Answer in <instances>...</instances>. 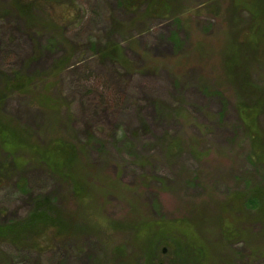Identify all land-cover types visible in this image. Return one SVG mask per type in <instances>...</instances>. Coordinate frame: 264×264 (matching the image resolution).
<instances>
[{
	"label": "rangeland",
	"instance_id": "1",
	"mask_svg": "<svg viewBox=\"0 0 264 264\" xmlns=\"http://www.w3.org/2000/svg\"><path fill=\"white\" fill-rule=\"evenodd\" d=\"M40 1L0 0V89L18 73L33 78L26 91H9L2 112L34 143H76L85 191L75 194L23 149L9 160L0 144V224L27 216L42 195L85 230L30 241L46 251L21 253L7 239L0 264H126L117 247L129 264H145L152 251L153 261H168L170 246L147 241L163 221L193 226L211 255L204 264H264V222L248 219L239 237L226 240L216 220L229 192L264 185V151L259 161L252 156L255 132L239 115L224 67L247 14L233 15L232 0H173L167 14L149 12V0L131 8L121 0ZM98 37L119 42L123 62L95 54ZM249 70L264 87V62ZM41 94L56 107L40 103ZM258 120L264 132V114ZM177 230L173 243L183 238Z\"/></svg>",
	"mask_w": 264,
	"mask_h": 264
},
{
	"label": "trees",
	"instance_id": "2",
	"mask_svg": "<svg viewBox=\"0 0 264 264\" xmlns=\"http://www.w3.org/2000/svg\"><path fill=\"white\" fill-rule=\"evenodd\" d=\"M34 1H37L38 6H41L40 0ZM141 1L121 0L120 2L123 6L131 8ZM149 1H151V4L148 10L151 13L167 14L169 11L172 13V9L176 8L174 3H172L173 0ZM24 4L28 9L31 5H34ZM16 5L20 6L17 3ZM27 8L22 10L28 12ZM231 10L232 14L234 13L235 15H243L245 13L248 18L247 24L241 30L233 31L232 46L228 52L226 51L224 67L237 91L239 115L245 125L250 128L249 133L252 130L255 132L251 135L252 140L256 143L254 144L252 156L259 161L263 158L264 136L262 134L264 132L258 129L257 121H259V116L264 114V87L251 77L249 67L250 64L264 62V0H232ZM173 40L175 46H181V40L176 32L173 33ZM91 44L95 54L100 55L104 59L108 58L120 64L125 58L122 45L115 40H103L102 37H98L95 40L92 38ZM26 77L18 73L17 76L8 80L5 86L0 89V144L6 149L9 160H12V158L14 161L18 160V153L23 149V152H29L33 159L39 160L47 165L49 169L58 173L63 179L70 181L75 194H81L83 190L85 191V188L79 177L76 176L75 169L78 161L77 157L80 155L79 146L65 138H56L45 145L34 143L26 127L11 124L2 112V105L10 90L24 89L26 91L27 89L25 88L33 84V78H27V80L25 79ZM40 96V103L46 107H56L55 101L50 97L43 96V94ZM20 155H23L22 152H20ZM33 206L34 208L24 218L0 224V243L6 242L7 239H13L16 246L18 245L17 248L20 252L25 250L26 252L46 251L50 248L45 247L43 250L41 247H34V244L30 241L51 238L57 241L74 235L75 232L85 230L84 225L77 223H75L78 225L76 226L77 229H75L74 223L72 224L49 197L36 196L33 199ZM218 208L216 220L222 236L226 240H234L244 231L243 228V231L240 229L242 227L240 226L241 223H248L250 221L248 219L253 218L260 223L264 222V185L262 183L247 182L246 188L243 190L229 192L221 200ZM156 226V230H158L156 235L153 234V236L151 234L149 239H147L148 243L151 244L150 247L156 248L158 246L157 250H159V246L162 244L170 246L174 256H171L172 259L167 261L160 255L157 257V261H153L154 253L152 251L149 260L144 261L145 264H204L208 258H211L207 247H202L200 239L194 232L195 230L193 231V226L187 224L183 226L181 221H163L155 223L153 227ZM176 227L178 229L177 232L183 238L173 243V231ZM146 229L148 228L146 227ZM178 236L177 234L176 237L178 238ZM182 241L186 245H182ZM175 243H178V247H171L173 246L172 244L175 246ZM23 245L25 247H21ZM114 251L120 259L129 264L128 254L123 247H117ZM154 258H156V255Z\"/></svg>",
	"mask_w": 264,
	"mask_h": 264
}]
</instances>
